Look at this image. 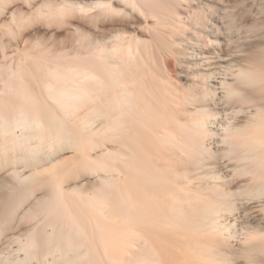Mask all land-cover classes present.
<instances>
[{
	"label": "bare ground",
	"instance_id": "1",
	"mask_svg": "<svg viewBox=\"0 0 264 264\" xmlns=\"http://www.w3.org/2000/svg\"><path fill=\"white\" fill-rule=\"evenodd\" d=\"M245 1L81 0L50 12L52 21L69 9L114 27L124 11L153 20L151 40L115 29L80 42L77 62L0 64V171L12 182L0 264H264V217L240 215L259 203L252 209L264 216V46L252 54L222 47L224 16L233 19ZM164 57L167 68L173 60L200 81L197 91L173 82L158 65ZM222 102L247 110L243 125L220 120ZM188 103L200 108L188 112ZM219 159L229 160L232 177ZM194 173L206 181L192 184ZM87 175L97 176L90 193L76 184ZM36 186L47 192L20 218ZM17 217L33 221L18 235Z\"/></svg>",
	"mask_w": 264,
	"mask_h": 264
},
{
	"label": "rangeland",
	"instance_id": "2",
	"mask_svg": "<svg viewBox=\"0 0 264 264\" xmlns=\"http://www.w3.org/2000/svg\"><path fill=\"white\" fill-rule=\"evenodd\" d=\"M11 1H10V3L8 1L3 3L1 5L2 8H0L1 9L0 10V62H1L0 64L2 66L4 65L7 67L8 66L17 67L18 65L16 66V63H18V64L24 65V67H26V68H30L32 66L31 60L35 61V60L39 59V61L41 60L42 62H45L48 59H57L59 57H61L60 59H66V60L68 59L67 61L70 62V60H71V62H74L77 60L76 59L77 58V52L81 50L82 46H89L94 41H98L99 37L100 38L103 37L104 36L103 34H107V33L111 32L115 29H122V30L125 29L123 31L126 32L128 30V32H127L128 34H131L133 36L134 35L142 36V37H144L143 39L151 40V37H149V34H148V31L150 33V30L148 29V27L149 28L151 27V25L153 24V20H149V21H147L148 23H146L145 19H143L141 21L142 18H139L137 20L136 17L134 18V17H131V15H126L124 11H121L122 14L120 13L121 15L119 14L117 19L115 18V20L119 22V23H117V25L124 23V26L119 27V26L115 25L113 27L109 23H99L101 25V26H99L98 23L97 24L94 23L88 17L82 16L81 14L77 13L75 10L72 12L69 9H66L68 14L62 15V17H64V18L60 17L61 15L60 16L54 15V18L56 17L55 19L57 21L54 19L52 21L51 17H53V16L49 15L50 12L57 11L58 9H61L62 7L68 8V6L70 4L72 5V4L77 3L81 0H67V2L68 1L69 2L73 1V2H70V3L68 2V5L65 4V6L63 4V3H67L65 0L64 1H61V0H56V1H54V0H31V1L30 0H18V1L11 0ZM50 1L54 4H55V2L58 1V3L55 4L54 9H52L53 4L50 5L51 7L49 6L50 9H49V7H47V4L49 5ZM246 1H245V3L242 2L241 4H237L238 8L239 9L241 8V10L239 13V9H238V11L236 13L237 15L235 14V16H237L236 18L234 16L233 19L227 20V16H224L225 22H227V23H225V26H226V24H227V26L226 27L224 26V28L222 27L221 32H222V36L226 37V38L223 37V40L228 39L227 41L224 40V44L228 43V41H230L231 43L229 42L230 44L229 43L226 44L227 46L223 44L222 47L224 50L227 49V51H229V52L237 51V52H244L245 54H252V53H256L257 51H259L261 53L262 51L260 50L261 48L259 46L260 45L264 46V1L263 0L262 1L261 0H258V1L254 0L255 2L253 0H246ZM46 7H47V9L45 10ZM121 8H123V6ZM243 9H245V10H243ZM242 10H243V12H241ZM40 11H42V12L40 13ZM70 13L74 14V15H72L73 17L71 16ZM123 13L125 15H123ZM43 15L44 16L46 15V19ZM67 15H68V17H67ZM75 15H77V16H75ZM239 15H240V17H239ZM70 17H72V18H70ZM219 17L220 16H218V18ZM59 18H61V20ZM214 20L217 21V16L215 18L213 17L212 21L215 22ZM147 24H150V26H148ZM216 24H219V23L217 22ZM229 25H232L234 27L237 26L238 28H234L233 31L232 30L229 31V28H230ZM253 26H254V28L255 27L256 28L253 29L252 28ZM146 27L148 30L144 34ZM94 30L95 31L98 30V32H95ZM141 30H144V31L142 32ZM140 32H142L143 35ZM188 35L191 36L192 33H191V35L188 33ZM94 37H97V38H94ZM153 40L157 41V42L153 41L154 45L157 46L160 44V42L157 39H153ZM80 42H81V47L79 46ZM79 48H80V50H79ZM7 55L9 57H7ZM158 59H157L158 65L160 66V64H161L160 60H162V62L164 63V60L166 58L164 57V58H161V59L158 58ZM245 59H246V57H245ZM29 61H31V65H30ZM159 62H160V64H159ZM166 62L164 63V65L166 64ZM9 64H11V65H9ZM14 64H15V66H14ZM27 64H29V65H27ZM171 64H173V65L171 66ZM188 64L189 63H186L187 66H190ZM158 65H155V66H158ZM167 65L171 66V67L168 66V68L171 69V71H170L167 68V66L165 65L167 68V71H170L169 74L171 76L168 74V72H167V75H169V77H171V79L174 78L173 82H175L177 84L181 82L180 85H182L186 89L193 88L194 91H197L199 86L197 88L196 85H199L200 81L195 80V79H192V80L189 79V76H191V75H190V71L188 69H186L185 72H183L182 69H181L182 70L181 71L179 69V68H181L180 65H178V63L173 61V60L169 61V63H167ZM243 65H246V62L244 60L240 62V65H238V68L243 66ZM2 66L0 68H2ZM160 67L162 68V65ZM160 67L156 68V69L159 70ZM190 68L192 69L191 66H190ZM236 68L237 67H234L232 69H236ZM3 69H5V68H3ZM180 73L181 74L183 73V74L181 75ZM164 75H166V74H164ZM183 75H184V77H183ZM219 106L221 108L220 114H219L220 120H226L229 122H233V120L237 118V119H239L240 124H242L244 121H246L247 110H245V112H242V113H236L237 107H238L237 104H235L233 102H231V103L227 102L225 104L224 102H222ZM185 107H187L186 110H188V112L189 111L194 112L195 110H197L196 108H198V109L200 108V107H198V103L196 105H189V103H188L185 105ZM246 109H249V107H246ZM209 143H211V141ZM111 144L109 146H111ZM215 145H216V142L212 141V147H214ZM116 147H117V145H116ZM97 152L93 153V156H95ZM73 154H74L73 151H70L69 153L67 152L66 158H68V157L72 158ZM61 155L55 156L54 159H57V161H58V157H61ZM63 155L65 156V154H63ZM53 163H55V162H53ZM218 163L221 166V170H222L221 172L224 174H229L232 177V172H231L232 169H231V164H230L229 160L228 159H219ZM49 164L50 163H48L47 167L49 166ZM17 168L19 170V169L23 168V166L20 167V165H18ZM6 170L7 169H5L4 171H0V215H2L4 213L3 208H4L5 203H6L5 193L8 191L9 187L12 184L11 180L8 178L9 174L6 172ZM23 170H25V172L22 171V176L25 178L29 177L30 176L29 174L32 175V173H33V170H29V169L26 170L24 168H23ZM19 174L21 175V173H19ZM203 174L204 173L196 175V173H194L193 175H195V176L192 179H190L189 182H191L192 184L203 183L204 181H206L205 178H203V176H204ZM78 182L79 183L76 182V184L79 185L77 187L82 189L85 193H88V192L90 193V191H92V189H93L92 186H94L93 183L95 184V182H97V176L91 177V176L87 175V176L83 177L82 179H80V181H78ZM189 182L186 181L187 184H189ZM244 182H245V179H241V180L236 181L233 185V188H237L241 183H244ZM5 183H6V185H5ZM66 184H68V185L70 184V187L67 186ZM66 184H65L66 185L65 188L68 189L69 193H72L73 192L72 189L74 188V187H72V186H74V185H72L73 182L66 183ZM39 187L40 186H36L35 187L36 189L34 188V190H36V191L32 190L35 193V195L33 193L35 198L32 196L31 198H33V199H31V198L28 199L29 200V201H27L28 203L26 202V204L23 205L24 206L22 208L23 210L22 209L19 210V212H18L19 216L20 215L23 216V214L26 211V207L33 206L35 204L37 197L40 198L47 192V188H45V187L39 188ZM42 190H44L46 192H44ZM70 191H72V192H70ZM29 193L31 194L32 192H29ZM258 204L259 203H254V204H251L250 206L246 207L245 209L247 210V212L244 211L245 209L241 210L240 215L250 214L251 215L250 219L252 218L251 221H254L257 218H258V220H260L261 218L264 217L263 213H262V215H259L258 214V213H260L259 210L257 211V209H252V207L257 206ZM6 206H8V204ZM1 207H2V209H1ZM4 215H5V213H4ZM236 215L233 217H236ZM22 216H20V218ZM4 217L5 216H1L0 219L4 218ZM20 218L17 217L15 220V223H14L15 225L16 224L19 225V223H21L20 224L21 226H19V227L14 225V228L17 229V230L15 229L14 233L16 232L17 235L22 233L23 231H25L26 227L29 228L31 223L33 225V221L32 222L31 221L26 222V219H25V223H24V221L18 222V221H20ZM228 218H230V217H228ZM26 224L29 226H26ZM23 228H25V229H23ZM21 229H23V230H21ZM17 231H19L20 233ZM243 231L245 232V230H243ZM239 233H240V235H239L238 240H241V238H243L244 235L240 231H239ZM238 263L239 264H245V262L241 261V260Z\"/></svg>",
	"mask_w": 264,
	"mask_h": 264
}]
</instances>
